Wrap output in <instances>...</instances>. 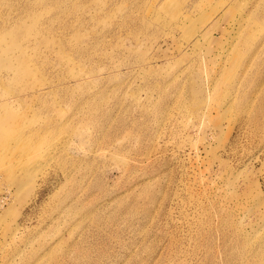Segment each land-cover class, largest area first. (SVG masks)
<instances>
[{"label":"rangeland","instance_id":"374dc122","mask_svg":"<svg viewBox=\"0 0 264 264\" xmlns=\"http://www.w3.org/2000/svg\"><path fill=\"white\" fill-rule=\"evenodd\" d=\"M0 264H264V0H0Z\"/></svg>","mask_w":264,"mask_h":264}]
</instances>
